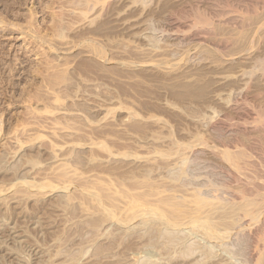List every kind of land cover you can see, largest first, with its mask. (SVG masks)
Returning <instances> with one entry per match:
<instances>
[{"label":"rangeland","instance_id":"obj_1","mask_svg":"<svg viewBox=\"0 0 264 264\" xmlns=\"http://www.w3.org/2000/svg\"><path fill=\"white\" fill-rule=\"evenodd\" d=\"M73 1L0 0V264L264 263V4Z\"/></svg>","mask_w":264,"mask_h":264},{"label":"bare ground","instance_id":"obj_2","mask_svg":"<svg viewBox=\"0 0 264 264\" xmlns=\"http://www.w3.org/2000/svg\"><path fill=\"white\" fill-rule=\"evenodd\" d=\"M75 1V0H74ZM73 1V2H74ZM77 1V0H76ZM82 1V0H81ZM80 1V2H81ZM85 1V0H84ZM94 1V3L91 1V0H86V5H85V8H83L82 10H81V15L82 16H86L88 13H90L93 9H94V7L96 6V4L97 3H99V2H101V0H93ZM214 0H212L211 2H213ZM217 0H215V3H217L216 2ZM78 2V1H77ZM76 2V3H77ZM221 2V1H220ZM219 2V3H220ZM70 3H71V0H70ZM261 3L262 4H264V0H261ZM84 5V4H83ZM217 5V4H216ZM214 5H212V7L211 8H215V7H213ZM74 7V6H73ZM217 7V6H216ZM48 9V8H47ZM219 9V8H218ZM221 9H222V7H221ZM216 10V9H215ZM223 11V10H222ZM55 21V20H54ZM1 22V21H0ZM57 22V21H56ZM2 23H4V22H2ZM2 23H0V24H2ZM6 23V22H5ZM195 25H197V26H200V27H202V28H205V29H207V28H209L210 26H211V24H212V21H209L207 18H205L203 15H201V14H197L196 16H195ZM54 24V23H53ZM213 25V24H212ZM263 26H261L260 27V29H264V24H262ZM2 27L4 26V24H2L1 25ZM54 26H57V25H55L54 24ZM53 25H52V27L53 28H55ZM59 26V25H58ZM7 27V26H6ZM11 27L14 29H19L20 30V28H19V26L18 25H16V24H12L11 25ZM49 27V26H48ZM51 27V31H52V28ZM1 28V27H0ZM8 28V27H7ZM50 28V27H49ZM259 29V30H260ZM12 30V29H11ZM18 30V31H19ZM32 30V29H31ZM54 30V29H53ZM56 30V29H55ZM209 30V29H208ZM14 31V30H13ZM50 31V30H49ZM260 31H262V30H260ZM21 32V31H20ZM36 32V31H35ZM39 32V35L38 34H36L37 36H33L34 38L33 39H35V40H37L36 41V43L35 44H40V46H43V45H47L48 44V46L50 47V40H51V38H52V36L51 35H49L48 33H46L44 36H42V34L40 35V32L41 31H38ZM37 32V33H38ZM52 32H54V31H52ZM264 32V31H263ZM262 32V33H263ZM22 33V32H21ZM43 33H44V31H43ZM23 34H25V33H23ZM51 34H53V33H51ZM22 35V34H21ZM26 35V34H25ZM29 36V35H28ZM51 36V37H50ZM54 36H55V34H54ZM59 36V35H58ZM50 37V38H49ZM52 40H53V38H52ZM85 41H88V40H83V41H81L80 43H82V42H85ZM34 42V41H33ZM33 44V43H32ZM51 45H53V44H51ZM39 46V45H38ZM48 46L46 47V48H48ZM33 47V46H32ZM44 47V46H43ZM52 47V46H51ZM40 48V47H39ZM55 48V47H54ZM53 48V49H54ZM71 48H73V47H71ZM49 49V48H48ZM47 49V50H48ZM51 50H52V48H51ZM62 50V49H61ZM60 50V51H61ZM63 51H65V52H67L66 50H64L63 49ZM92 51V50H91ZM86 51V53H92V54H94V52L92 51ZM48 52H49V50H48ZM55 52V51H54ZM57 52H58V49H57ZM58 53H60V54H58ZM57 53V56L56 57H54L53 59H51V60H49V59H44V61L42 60V61H39V63H38V65H37V68L35 67V69H32L33 70V72H32V74L33 75H37V78H40V77H38V76H41L42 78H41V85L43 84V82H44V85H45V87L42 85V88H45V89H47V91L45 92L46 94H39V92L41 91V89H40V87H38V89H40V91L38 92V93H34V94H31V92L30 91H26V89H24L25 91H23L22 92V94H18L19 95V100H20V102L19 103H22V104H29L28 105V107H29V112L30 113H33V112H35V116H37L36 115V113L38 112V113H46V112H49V114H51V113H53V109H57V108H52V110L51 109H48L50 106H48L49 105V103L50 102H53L54 104L56 103V104H58V103H60L61 102V96L59 95V91H56V89H54L55 87H53V86H51L50 84H48L49 83V81L51 82V80H50V77L51 76H53L54 75V77H56V75H55V72H54V74H53V71H56V72H59V73H56V74H60V71H59V69H61L62 67L64 68V66H66V65H68L69 64V60H67V59H65V58H62L63 56H64V54H61V52H58ZM81 53V52H80ZM83 53H85V52H83ZM56 55V54H55ZM62 55V56H61ZM59 56H61V57H59ZM49 60V61H48ZM42 65H44L45 67L43 68V67H41ZM13 67V66H12ZM259 67L261 68V69H263L264 68V63L263 62H259ZM11 69V68H10ZM48 70L50 71V70H52L51 71V74H49V73H47L48 72ZM63 71V70H62ZM14 72V71H13ZM46 74L48 75V77L46 76ZM53 74V75H52ZM51 75V76H50ZM50 76V77H49ZM33 77H35L34 79H36V76H33ZM4 78V77H3ZM58 78V77H57ZM9 79V78H8ZM51 79H53V77H51ZM55 79V78H54ZM40 80V79H39ZM48 81V82H47ZM53 81V80H52ZM55 81V80H54ZM32 84V83H31ZM56 84V83H55ZM34 86H35V84H34ZM37 89V90H38ZM33 93V92H32ZM14 97V96H13ZM16 97V96H15ZM18 100V101H19ZM17 101V102H18ZM33 102V104H31ZM37 102H42V104H44L43 105V107H44V111H43V107H42V111L40 110V109H37L36 107H35V105L34 104H36ZM16 103V102H15ZM52 103V104H53ZM40 104V103H39ZM50 105H51V103H50ZM28 107H27V109H28ZM46 108L48 109V110H51V111H48V110H46ZM26 109V108H25ZM58 110V109H57ZM28 111V110H27ZM46 111V112H45ZM26 113H28V112H26ZM30 113H28V114H30ZM25 121L24 122H21V123H23V124H25V125H27V124H29L30 123V121L29 122H27L26 121V119H24ZM29 120V119H28ZM31 120V119H30ZM54 120V119H53ZM22 121V120H21ZM58 121V120H57ZM57 121H54L53 123L54 124H57L58 122ZM20 122V121H19ZM39 122V121H38ZM32 123H33V121H32ZM61 123V122H60ZM62 124V123H61ZM60 124V125H61ZM18 125V124H17ZM35 125V124H34ZM37 125V124H36ZM20 126V125H19ZM1 131V130H0ZM15 131V130H14ZM10 133V132H9ZM15 134V133H14ZM17 139V138H16ZM215 150V152H217V150H216V148H214ZM220 153L222 154V156L227 160V161H229V162H233L234 161V159H238V158H241L242 157V153L241 152H235V155H230L229 154V152H227L226 150H224V151H220ZM186 169V168H185ZM187 170V169H186ZM212 182V181H211ZM262 192H264V189L262 190ZM212 197L213 198H215V199H219V200H223L222 198H221V195H218V196H214V195H212ZM198 201H199V203L200 204H203V203H205V199L204 198H202L201 197V195H199V197H198ZM160 216H163V215H160ZM261 229H262V227H261ZM264 229V228H263ZM262 229V230H263ZM262 230L259 232V233H261L262 232ZM264 231V230H263ZM262 233H264V232H262ZM261 235H264V234H261ZM242 237V236H241ZM240 237V235H239V237H236L237 238V240H240V239H243V237H244V239L247 237V236H243L242 238ZM247 240V239H246ZM248 240H249V238H248ZM243 241V240H242ZM236 242H238V241H236ZM239 242H241V241H239ZM239 244V243H238ZM264 249V248H263ZM262 249V250H263ZM263 252V251H262ZM261 252V253H262ZM262 255V254H261ZM262 259V258H261ZM161 262V261H160ZM262 262H264V260L262 261ZM152 263V262H151ZM156 264V263H155ZM161 264H163V263H161ZM165 264V263H164ZM261 264V263H260ZM262 264H264V263H262Z\"/></svg>","mask_w":264,"mask_h":264}]
</instances>
